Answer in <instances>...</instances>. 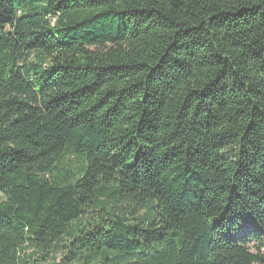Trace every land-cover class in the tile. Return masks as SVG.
<instances>
[{"label":"trees","instance_id":"trees-1","mask_svg":"<svg viewBox=\"0 0 264 264\" xmlns=\"http://www.w3.org/2000/svg\"><path fill=\"white\" fill-rule=\"evenodd\" d=\"M261 248L264 0H0V264Z\"/></svg>","mask_w":264,"mask_h":264},{"label":"rangeland","instance_id":"rangeland-1","mask_svg":"<svg viewBox=\"0 0 264 264\" xmlns=\"http://www.w3.org/2000/svg\"><path fill=\"white\" fill-rule=\"evenodd\" d=\"M254 247H256V246H254ZM254 250H255V249H254ZM263 250H264V249H263V248H261V251H263ZM52 262H55V263H56V262H58V261H51V263H52Z\"/></svg>","mask_w":264,"mask_h":264}]
</instances>
